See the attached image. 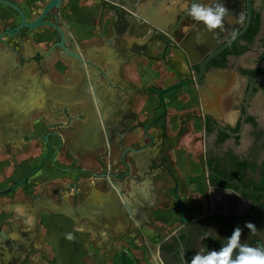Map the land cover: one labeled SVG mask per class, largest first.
<instances>
[{"label": "flooded vegetation", "instance_id": "obj_1", "mask_svg": "<svg viewBox=\"0 0 264 264\" xmlns=\"http://www.w3.org/2000/svg\"><path fill=\"white\" fill-rule=\"evenodd\" d=\"M99 1L100 3L108 2L125 7L130 15L125 16L121 14V11H117L111 18L112 20L106 18L107 26L104 27L103 21L101 27L100 20L103 12L100 10V14L95 15V18H98L96 23L99 28L95 35L89 36L82 47L71 36L70 49L67 46L70 42L65 35L68 50L79 58L67 55L56 45L59 42V37L58 40L50 43L45 53L33 50L31 56H24V49H20L15 44L5 42L6 44L0 43V45L13 50L15 53L17 66L13 72L20 68L24 69L26 62L39 63L46 58H54L57 61L65 60L70 65L71 63L81 64L86 71L83 74L80 72L71 73V77L76 79V82H82L86 79L91 86V89L89 88L91 92L88 91L87 93L90 97L92 96L94 107L97 106V109L100 110L109 135L117 133L118 129L112 126L117 124L118 117L125 113L127 107L128 109L134 107L133 104H130L131 106L128 104L132 94H128V91L136 90L134 91L135 94H142L141 96L145 98L136 102L138 104L137 109L141 112H149L151 118L147 123L136 121L130 128L132 130L142 129L146 138L144 143L146 145L137 147L136 144L133 146L129 143L128 147H124L122 140L123 134L126 132L121 131L117 138L118 144L114 145V147L119 146L120 148H117L119 150L117 157L109 153L110 149L106 147L103 149V153H98L96 156L97 169L90 170L82 165L78 166L72 154L65 153L66 157L60 156L64 140L61 138V133L53 127L55 123L48 124L50 127L47 128L51 131L45 135L43 133L44 125L38 123L40 127L42 126L39 134L37 133L38 138L30 139H41L40 142L44 144V156L34 168L32 167L30 172L28 171L29 173L23 171L15 174V171L12 172L11 170L12 174L3 177L0 185L6 181L9 183L0 189V199L5 200V202L0 201V208L6 206L9 209H16V207L21 208L26 204L32 208L34 204L37 206L30 210V213L28 212L32 218L35 211L37 218L40 209L69 216L65 213L68 210L64 207L63 200L66 198L70 212L71 209L73 211L75 208L79 209L84 200L74 206L66 195H62L61 203L56 205L57 212L47 209L44 202H48L51 206L54 203L45 197L39 199L51 187L47 188L43 185L44 182L52 186L55 185L52 192L53 194L57 193V196L49 197L51 199L55 197L56 199L52 200L57 203L59 201L58 193L61 191L60 187H64L65 178L68 179L67 185L71 187V190L75 189L73 188L75 186L72 185L78 184L77 190L87 194L90 193V189H93L92 187L99 189L102 186V190H107L106 174L109 179L125 180L126 178L128 181L130 180L129 176L136 178L138 174L144 177V170L147 172L148 164L145 159H140V155L144 154L147 157L157 153L156 150L152 153L151 148H147L155 144V138H149L146 134L147 130L151 127H157L159 129L158 136L164 141L167 136V128L171 129L180 123L185 125L187 132H189L185 136L187 139H185L184 148L188 151L195 150V153L189 152L188 155L200 168L204 180L203 186L207 193L206 205L201 212L193 211L184 205L181 197H178L179 185L174 180L175 177L172 176L167 163L164 160L151 161L149 174L147 172L143 182H136L134 188L145 186L147 182H151L152 191L155 193L153 174L158 169H164L174 184L173 187H169V192L172 193V197L179 208L178 220L180 223L170 234L160 237L149 262L151 264H189L191 257L202 246L200 237L205 232H212V229L215 230L213 232L215 239L209 238L203 241V244L209 248H219L224 237L230 235L237 226L243 229L242 243L253 247L264 246V0H224L225 6L229 9V14L225 17L223 30L216 29L214 32L206 31L202 24L193 21L186 14L185 6H190L192 0ZM149 2L154 6L161 5L164 9L166 24L163 30L145 22L142 35L137 37L131 35L125 38L126 32L124 30H127V25L122 23L124 20L129 22L135 17L139 18L135 11ZM199 2L210 4L212 0H199ZM18 5L20 6V4ZM238 14L242 16L239 23H237ZM15 25L17 23L9 27ZM149 32L148 38L147 33ZM27 35V30L23 29L13 38ZM132 38L148 39V42L138 44L136 41H131ZM150 44L154 46L153 52L148 50L147 46ZM19 45L22 43L19 42ZM107 45H110L109 54L112 53L110 56L113 57H110L111 61L105 60V58L100 60V64L103 63L106 69L112 68L114 74L106 73L95 61L98 60L97 56L104 48L108 49ZM87 55L89 58L86 57ZM140 59L149 63L151 67L155 63H160L162 66L172 64L177 67V72L180 74L174 71L172 78L157 74L147 86H128L127 84L131 82L126 81V76L121 69L124 64L141 63ZM68 67L71 69V66ZM118 72L121 73L120 76L125 79L123 81L126 84L122 83ZM173 78L175 80L171 82ZM116 80L121 83H114ZM188 81H193V83L159 94L175 84ZM181 88H183L184 93L178 100L173 98L174 92L181 90ZM98 96L108 101L109 108L107 107L108 104L103 106ZM175 103L182 108L178 109ZM169 109H172V112ZM106 110L115 113V116L111 118L113 123L104 120L103 111L107 113ZM82 118L79 112L72 109L71 124L68 129L62 126V131H65V128L67 133L72 135L74 133L73 128L75 125H80ZM107 118L108 115L105 116V119ZM108 120L110 119L108 118ZM197 123L200 124V128L195 132L194 126ZM146 126L148 127L144 130ZM109 127L112 129L110 130ZM194 134L196 136L195 144L192 142L194 141ZM53 144H56V148H52ZM144 148L147 149L140 151ZM125 157L130 158L131 163L126 162ZM21 163L29 164L26 159L20 161L19 164ZM15 175L19 177L16 179ZM82 176H86L90 180H97L93 182L95 186L87 183V186L83 187L80 182ZM24 177L26 180L12 188ZM30 183L32 185H29ZM36 194L42 195L38 197ZM89 196L87 195V198ZM28 198L31 202L28 201ZM87 198L85 196L84 199ZM37 199L39 201H36ZM180 203L185 210L184 220L181 219ZM26 210L29 211L28 208ZM95 212L103 217V212L80 213V210L75 217L80 219V215H83L80 220L82 222L84 217H92ZM16 213L18 217L13 216L0 222V232L5 233L6 236H0V240L6 248H9L10 251L13 250L22 257L16 263L21 264L33 247H38L36 246L38 241H31L29 248L23 242L22 238H25L27 232L25 213L22 215L19 212ZM71 219L75 223L79 222L72 217ZM139 219H144V217ZM249 221L256 225L255 234L244 228L245 222Z\"/></svg>", "mask_w": 264, "mask_h": 264}, {"label": "rangeland", "instance_id": "obj_2", "mask_svg": "<svg viewBox=\"0 0 264 264\" xmlns=\"http://www.w3.org/2000/svg\"><path fill=\"white\" fill-rule=\"evenodd\" d=\"M11 1L16 3L18 2L17 4H20L28 19L35 18L40 13L45 3V0L26 1L27 3L25 2V0H11ZM100 10L101 12H103L100 20L101 27L103 26V21H104V27H106L107 26L106 18L107 19L113 18V15H115L117 11H121V14L125 16L130 15V13H128L125 7L117 6L114 3H108V2L100 3L99 0H63V4L59 10V23L61 24L63 30L65 31L67 40L70 42L67 44V46L70 49H71V36L75 38L78 45L82 47V44H85L87 42L89 36L95 35L96 31L99 28L97 26L98 24L96 23V20H98V18H95V15L97 13L100 14ZM90 18H94V19L91 20ZM18 19H19L18 15H16V13L13 10H11L10 8H5V11L0 12V32L3 28L18 23ZM122 24L127 25V30H124V32H126L124 34L125 38L126 36L128 37L131 35L134 37L142 35L141 32H143V29L145 27L144 26L145 22L137 17H135L134 20H130L129 22L124 20ZM149 36H150V32L147 33L148 38ZM58 37H59L58 33L53 28L44 26L28 32V35L25 37L23 36L16 38L5 37L4 40L9 43L17 45L18 47H20V49L23 48L24 44H28V47L26 46L27 50H23L24 55L28 56V54H30L28 48L30 50L34 48V50H38L41 53H45L46 48L50 45V43L54 40H58ZM138 40L139 39H134V38L131 39V41L133 42L136 41L138 44H143L148 42V39H141L139 41ZM19 42L20 44L21 43L24 44L19 45ZM147 47L150 52H153L154 46L152 44L148 45ZM13 53H14L13 50H11L10 55L11 54L13 55ZM59 54L61 53L59 52ZM44 55L45 54H43V56ZM55 56L57 57L58 55ZM86 57L89 58L88 55ZM95 61H97L100 64L99 60H95ZM160 66H161L160 63H155L156 68H160ZM106 70L108 74H114L112 68H108ZM169 74L170 72H167L168 76ZM174 80L175 79L173 78L171 82H174ZM183 93L184 90L183 88H181V90L174 92L173 98H176L178 100ZM31 117L33 119L31 120V118L29 117V121L27 123L28 139L25 145L23 146L21 145L19 147L15 146L13 148L11 147L12 156H10V159L12 161L10 164L12 166V172L15 171L14 172L15 174L16 173L19 174L20 172L24 171V170H20L19 168L20 161L24 159L28 160L29 166L28 168H26L25 171L29 173L44 156V144L40 142L41 139L31 140L30 138L33 137L38 138L37 135L39 134L42 127V126L40 127L39 124L44 125L43 128L44 135L46 133H50L51 129L47 128L50 127V125L47 124L49 123L50 120H48L49 117L47 113L38 114L36 116L33 115ZM35 117H38V119L36 120ZM61 117L56 118V120L59 122H56L58 124L55 123L53 127H55V130H58L61 134L65 135L66 142L63 141L62 144L63 146L61 148L62 151L60 153V156L66 157L67 155H65V153H67L66 152L67 143L69 142L70 138L67 136L68 134L67 129H65V131H62V126H64V124H62V121H65V123L71 122V114H67L66 112H63L61 113ZM178 124L181 126V129L178 133L182 134L183 131L186 130V126L180 123ZM199 128H200V124L197 123V125L194 126V130ZM23 131L26 132V130ZM167 132H168V128H167ZM175 135L176 133L171 134L173 138L176 137ZM143 136L145 135L142 131L140 132L131 131L129 135L124 137L123 141L126 143L125 144L126 147H128L129 142L131 141H136L135 143H140V147H142L146 145L144 144L146 140L145 137L143 139ZM183 138L185 139V136ZM101 147L102 146L96 147L92 152L84 153L82 156H80L81 159L91 164L93 162V157L95 156V154L97 155L100 151L105 149V148L102 149ZM52 148H56V144H53ZM108 149H110L109 153H111L114 157H117L116 147L108 146ZM164 158L167 159L166 156ZM183 158H184V162H186L187 168L179 169L177 171L178 174L177 172L174 173L173 170L171 169V174L172 176L175 177L174 180L179 185V191H177L178 197H181L183 204L190 207L191 210L196 212H201L206 205V197H207V193L205 192V188L203 186L204 180L198 164H196V162H193L192 157L186 154L185 152V155H183L182 160ZM126 162L131 163L129 158H126ZM83 165H88V164H83ZM164 172L166 175L163 174L164 176L159 177L157 180V184L159 185L160 189L166 188L167 190H169V187L170 188L173 187L174 184L172 182V179L170 178V175L166 171ZM18 177L19 176L15 175L16 179ZM165 179L170 180V182L169 181L164 182ZM67 180L68 179L65 178L63 182L64 187H60L61 191L60 193H58L59 201H60V196L66 194L68 200L71 201V204L76 206L77 204H79L84 200L87 194L81 193L80 191L77 190L78 184L72 185L75 186L73 187L75 189L71 190V187L67 185ZM95 181L97 180L95 179L90 180L88 179V177L82 176L80 182L83 185V187H86L87 183L91 184V186H95L93 184V182ZM8 183L9 182L7 181L3 182V185H0V189H2L4 186L6 187ZM135 184L136 181L132 180L128 190L127 188H124L122 185L124 193L127 196H129V191L133 190L134 192ZM29 185H32V183H30ZM43 185L47 186V188L49 186L52 187V188L49 187V191L46 190L45 193L47 196L50 197L57 196V194H53L52 192L53 191L52 189L54 188L55 185L52 186L46 184V182H44ZM100 189H102V186L97 190ZM100 191L104 192L106 191V189ZM67 192H71V193H67ZM36 195L39 197L42 194H36ZM169 195L158 193L156 197L157 203L155 204V206L150 208L154 204V200H155V193L153 192V198L151 199V201L147 205L142 206L144 209V214L148 219V222L139 220L140 223H137L133 219L137 224L127 216H124L125 218L117 217L118 219L115 218L112 222H109L105 217H101V218L99 217L96 222H93L92 220H90L89 215H87L89 217H84L82 219L83 221L80 223L77 222L79 223L77 224L74 222V220L68 218L71 216L67 217L64 214L58 215L56 213L47 211L45 209L39 210L38 216L35 220L27 212V210L25 211L22 208H16L9 211L8 212L9 214H7V218L9 219L12 218L13 216L18 217V215H16L17 214L16 212H19L20 215H22V213H25L26 227L29 229H33V224L35 225V227H37L38 242L36 246L38 247L37 248L33 247L31 252H29L26 259H24L21 264H39L40 260L42 261L43 264H119L121 253L128 254L132 258L135 264H151L149 262V258L152 257V252L154 251L160 237L170 234L171 231H173V229H175L180 223L178 220L179 208L177 207L176 201L172 197V193H170ZM131 200L137 202L136 199H134V197H132ZM28 201L31 202L30 198H28ZM101 201L106 208L107 205L111 204V202L108 201L106 195L103 196V199H101ZM89 204L90 203H86V205ZM92 204L99 209L102 208V206L97 202ZM133 207L137 208V205L134 204ZM87 208H89V206H87ZM148 208L150 209L148 210ZM147 210L151 220L149 219ZM156 210L166 211L167 213L169 212L171 216L167 221L160 220L154 217V212ZM101 211L104 212L105 210H103L102 208ZM87 213H90V211L87 210ZM136 217L139 218L138 216ZM151 223H153L154 226L145 225ZM138 224H142V225H138Z\"/></svg>", "mask_w": 264, "mask_h": 264}, {"label": "crops", "instance_id": "obj_3", "mask_svg": "<svg viewBox=\"0 0 264 264\" xmlns=\"http://www.w3.org/2000/svg\"><path fill=\"white\" fill-rule=\"evenodd\" d=\"M26 1H36V0H25V2ZM5 8H8V7L0 4V12L5 11ZM23 44L24 43H22V45ZM26 46L28 47V44H24L22 49L27 50ZM33 50L34 48L31 50L28 48V51L30 52L28 56L32 55ZM10 51L11 50H9V48L2 47L0 45V103L3 99L6 100L7 98H11V99L14 98L12 99L13 101L11 100V103H13L14 105H11L10 103L9 106L7 107L6 106L0 107L1 109L0 110V182L3 180V177L8 176V174H12L11 173L12 166L10 164L12 161L10 159V156H12L11 147L13 148L15 146L19 147L21 145L22 146L25 145L28 139L27 137L28 124L27 123L29 121V117L31 118V120L33 119L31 117L33 115L36 116L38 114L47 113L49 117L48 120H50L49 123H56V122H59L56 120V118H60L61 113L63 112H66L67 114H71L72 109L75 112H79L83 118L81 119V123L79 126L75 125L74 133L71 136L70 134H67L70 140L67 143V150H66L67 153L66 154H72L75 157L76 164L78 166L82 165L84 168L90 169V170L97 169L96 156H98V154L97 155L95 154V156L93 157V162L91 164L81 159L80 156H82L86 152L94 151V149L99 146L106 148L108 146L113 147L114 145H117L118 144L117 138L121 131L126 132L125 134H123V139H124V137L129 135L131 131H137V132L142 131V129L140 128H136L135 130H132L130 128L132 127L131 125H134L136 123V121L137 122L143 121L144 123H147L151 118V115L149 112L147 111L141 112L140 110L137 109L138 104L136 102L139 99H144L145 97L141 96L142 94H137V93L135 94L134 91L136 90H132V92L131 90H129L130 92L128 91V94L130 93L132 94H131L130 99L128 100V104L129 105L133 104L134 107L133 108L130 107L129 109L127 107L125 113H122L118 117L119 121L117 122L116 125L112 126L113 128L118 129V131L115 134L111 133L109 135L104 125V121L102 119L100 110L97 109V106L96 108L94 107L92 96L90 97V95L87 93L88 91L91 92L90 91L91 86H89V83L86 81V79L82 82L80 81L76 82V79L71 77V73L75 74L76 72H80V74H83L85 72V69L81 64L77 65V64L71 63L70 65V63H68V61H65V60L57 61L54 58H46V59L41 60V62L39 63L34 62V61L26 62L24 69L20 68L16 72H13L15 70V67L17 66V62H16L15 53H13V55L12 54L10 55ZM24 56H27V55H24ZM140 62L141 63L139 64L130 63V64L123 65L121 70H123V74L126 76L125 79L128 83L131 82L130 84H127L128 86H135V87L141 86V85L147 86L148 84L151 83L153 77H155L157 74H161L162 77L163 76L168 77L167 72H170L169 77L172 78V73L174 71L175 72L178 71L177 67L173 66L172 64L167 65V66L161 65L160 68H156L155 65L151 67L149 63L145 62L144 60L140 59ZM68 66H71V69ZM100 67L102 70H104L107 73V70L104 67L103 63L100 64ZM118 73L120 76L121 73L120 72ZM125 79L121 77V81L122 83L124 82V84H126L125 81H123ZM114 83H121V82H118V80H116ZM123 92L126 93L125 91ZM40 103H43V105H45V108L44 107L41 108ZM175 104H172V105L174 106ZM176 106L178 109L182 108V106L180 105L176 104ZM9 108H11L12 110ZM169 111L172 112V109H169ZM112 113L113 112L111 111L110 113H108L109 114L108 118L111 120V121L108 120L107 121L108 123L109 122L113 123V120L111 118L115 116V113L113 114ZM104 116H106L105 113H104ZM35 118L37 119L38 117H35ZM62 124H64V127L65 128L67 127L68 129L71 122L65 123V121H62ZM111 129L112 128H110V130ZM180 129H181V126L179 124L173 126L171 129L169 128L166 139L164 141L159 138L158 136L159 129L157 127H151L147 130V133L150 135H153L155 138V144L147 148H151L150 151H152V153L154 152V150H156L157 152L156 154L153 153V155H149L145 157V160L148 164V170H147L148 174H149V165L151 161L159 162V161L164 160L169 166V168L173 170L174 173L177 172L181 168L182 169L187 168L186 162H184V158L182 160V157L183 155H185V152L186 154H189V152L195 153V150H191V151H188L187 149L185 150L184 148L185 139H187V137H185V139L183 137L189 134V132H187L188 130H184L183 133L180 134L178 133ZM23 130H26V132ZM194 131L196 132L198 131V129ZM172 132L176 133L175 136L177 138L176 137L173 138L171 136V134H174ZM144 137L145 136H143V139ZM61 138L66 142L64 134H61ZM195 139H196V136L194 134V137H193L194 141H192L194 144L196 142ZM135 142L136 141H131L129 143L132 144L133 146L136 144L137 147H139L140 143H135ZM122 144L124 145V147L126 146L125 145L126 143L123 140H122ZM117 148L120 149L119 146ZM147 148L141 149L140 151L145 150ZM118 149L116 150V153L119 152ZM102 151H100L99 154L103 153ZM165 156L167 157V159L164 158ZM126 158L128 157H125V159ZM83 164H88V165H83ZM28 166L29 164L25 165V163L19 164L20 170H24V171L26 170V168H28ZM147 172L144 170V177L143 175H138V174L136 178H132L129 176L130 178L129 181L126 180V178L125 180L119 179V178L109 179L108 175L106 174L105 175L106 183L107 185H109V183L121 184L123 185L124 188H127L128 190L132 180H135L137 183L143 182L145 180ZM163 174H165L164 169H158L153 174L154 176L153 182H154L156 191H155L154 204L150 208L155 206V204L157 203L156 197L158 193L168 194V195L170 194L169 192L170 190H167L166 188L160 189L159 185L157 184L158 178L161 176H164ZM168 181L170 182V180L168 179L164 180V182H168ZM123 187L121 188L120 195H123V194L125 195ZM106 191H104V193ZM44 197L47 198L48 201L53 202L55 205H59L61 203V199H60V202L56 203L49 196H47L46 193H43L42 197H40L39 199H42ZM39 199H37L36 201H39ZM0 201L5 202L4 199H0ZM16 208H20V207H16ZM21 208L26 211V208L24 207H21ZM150 208H148V210ZM11 210L13 209H9V207H6V206L5 208H2V207L0 208V222H3L4 220L7 219V214H9L8 212ZM148 210H147V214H148ZM119 216L120 218H125L124 216H127L131 218V220L134 219L137 223H140L139 220L148 222V219L146 216H145V220L139 219L136 217V214L134 213L132 215H128L126 213L123 215L122 213H120L118 217ZM170 216L171 215L169 214V212L167 213L166 211L156 210L154 212V217L160 220L167 221L170 218ZM68 218L71 219V217H68ZM149 219L151 220L150 216H149ZM138 225H142V224H138ZM145 225L154 226L153 223L145 224ZM27 230H29V228H27Z\"/></svg>", "mask_w": 264, "mask_h": 264}, {"label": "bare ground", "instance_id": "obj_4", "mask_svg": "<svg viewBox=\"0 0 264 264\" xmlns=\"http://www.w3.org/2000/svg\"><path fill=\"white\" fill-rule=\"evenodd\" d=\"M108 44V43H107ZM108 46V49L107 48H104L103 51H101L100 55H98V60H103L105 58V60H109L111 61L110 57H113V56H110V53L109 54V51H110V45H107ZM112 52V51H111ZM7 56V55H6ZM7 59V57H6ZM6 61V60H5ZM11 62V61H10ZM112 66V65H111ZM115 66V65H114ZM117 66V65H116ZM86 71V70H85ZM26 73V72H25ZM31 74V73H30ZM23 76V75H22ZM46 80V79H45ZM47 82V81H46ZM71 86V84H70ZM8 97V96H7ZM99 99H101L102 101V104L103 106H107L108 104V108H109V103L106 99H104L103 97L101 96H98ZM112 97V96H111ZM4 98V96H3ZM14 99V98H12ZM11 98H7L6 100H2L1 103H0V106H9V104L11 103ZM108 99V98H107ZM36 100V99H35ZM13 101V100H12ZM37 101V100H36ZM40 101V100H39ZM17 103V102H16ZM38 104V102H37ZM11 105H14L13 103H11ZM71 106V105H70ZM38 107V106H37ZM40 107H44L45 106L43 105V103H40ZM13 108V107H12ZM36 108V107H35ZM4 109V108H3ZM7 109V108H6ZM11 109V108H9ZM8 109V110H9ZM1 110V109H0ZM12 110V109H11ZM115 110V109H114ZM108 111L107 113H105V115H109L108 113H110L111 110H106ZM104 112V111H103ZM113 114V113H112ZM104 115V113H103ZM3 117V116H2ZM16 119V118H15ZM108 119V118H107ZM107 119H105V116H104V120L107 122ZM111 121V120H110ZM18 123V122H17ZM84 128V127H83ZM88 129V128H87ZM85 129V130H87ZM99 143V142H98ZM97 145V144H96ZM150 152V151H149ZM145 155L144 154H141L140 155V159H145ZM144 168V167H143ZM107 191L105 192H102V191H98L97 189H92L89 193V198H87L83 203L82 205H80V208L77 209L75 208L73 211L71 209V212H70V209H68V203L66 202V198L63 200L64 202V207H66V211L65 213L68 214L69 216H71L73 219H75L76 221H79L81 220V218L83 217V215H80V219H78V217L76 218L75 216L78 215V211L80 210V213L81 212H86L87 213V210H89L90 212H94V211H98V212H102V208L103 210H105L103 213V217L107 218V220L109 222H112L115 218L118 217V215L120 213H126L128 215H132L133 213L136 214V216H138L139 218H143L144 217V220H145V214H144V210H143V205H147V203H149L151 201V199L153 198V191H152V185H151V182H147L145 184V186H141V187H137V188H134V192L133 190L132 191H129V196H127L126 194L124 195H120L121 194V188L122 186L117 184V183H109V185H107ZM106 195V197L108 198V201L111 202V204L107 205V208L102 204V201L101 199H103V196ZM135 195V196H134ZM132 197H134V199H136L137 202H134L132 201ZM44 202V201H43ZM99 203L102 208H97L96 206H94L92 203ZM36 203H39V202H36ZM44 206L47 208V209H50V210H54L55 212H57V209H56V205H52L49 204L48 202H44ZM86 203H90L89 205H86ZM136 204L137 205V208L133 207V205ZM86 205V206H85ZM24 207L28 208V212L30 213V210L34 209L37 205H34V207H28V204L26 205H23ZM87 206H89V208H87ZM59 212H61V210H59ZM133 212V213H132ZM100 214L95 212L94 216L92 217H89L93 222H96L97 219L100 217L99 216ZM33 218L34 220L36 219V211L34 212V215H33ZM101 218V217H100ZM80 223V221H79ZM77 223V224H79ZM37 227H35V225L33 226V229H29L27 230L26 232V236L25 238H22L23 239V242L28 246V248L30 247V243L31 241H36V237L38 236V233H37ZM0 236L1 237H6L5 236V233H2L0 232ZM22 257L20 255H18L17 253H15L13 250L10 251L9 248H6L3 243H2V240H0V264H16ZM39 264H43L42 261L40 260V263Z\"/></svg>", "mask_w": 264, "mask_h": 264}, {"label": "clouds", "instance_id": "obj_5", "mask_svg": "<svg viewBox=\"0 0 264 264\" xmlns=\"http://www.w3.org/2000/svg\"><path fill=\"white\" fill-rule=\"evenodd\" d=\"M185 11L191 19L208 32L216 29L223 30L225 17L229 14V9L225 6L224 0H212L210 4L200 3L199 0H192L190 6H185ZM242 19L237 15V23ZM199 42V41H198ZM252 234L256 232V225L252 222H245ZM243 229L235 227L231 234L224 237L219 248H209L203 241L209 238L215 239L212 232H205L200 237L202 246L191 257L190 264H264V246H250L241 242Z\"/></svg>", "mask_w": 264, "mask_h": 264}, {"label": "water", "instance_id": "obj_6", "mask_svg": "<svg viewBox=\"0 0 264 264\" xmlns=\"http://www.w3.org/2000/svg\"><path fill=\"white\" fill-rule=\"evenodd\" d=\"M0 4L15 11L19 18L17 25H15L14 27H5V29L0 32V43H5L4 40L5 37H9V38L15 37L23 29H26L27 32H30L39 27L47 26L53 28L59 34L60 39L56 45L59 46L67 55L69 56L72 55L79 58L76 54L71 53V51L68 50L66 46L67 41L65 37V32L61 24L59 23V10L63 4V0H46L40 13L33 19H28L22 8L17 3L11 0H0ZM135 14L144 22L149 23L162 30L164 28V25L166 24L165 23L166 15L164 14V9L161 5L154 6L151 4V2H149L145 6L139 8V10L135 11ZM49 16H51V19L48 18ZM188 83H193V81L181 82L175 84L169 87L168 89L161 91L159 94L161 95L163 92L180 88ZM147 127L148 126H146L144 130H146ZM148 136L149 138H154L152 135L148 134ZM24 180H26V177H24L22 181L13 185L12 188H15L19 183L23 182ZM179 207L182 209L181 219L184 220L183 214L185 210L182 207L181 203L179 204ZM189 264H190V260H189Z\"/></svg>", "mask_w": 264, "mask_h": 264}, {"label": "trees", "instance_id": "obj_7", "mask_svg": "<svg viewBox=\"0 0 264 264\" xmlns=\"http://www.w3.org/2000/svg\"><path fill=\"white\" fill-rule=\"evenodd\" d=\"M119 264H135V263L128 254L122 253L120 255Z\"/></svg>", "mask_w": 264, "mask_h": 264}]
</instances>
